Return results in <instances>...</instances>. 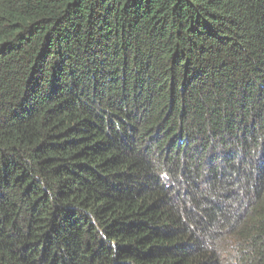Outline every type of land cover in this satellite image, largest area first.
Wrapping results in <instances>:
<instances>
[{
	"label": "trees",
	"instance_id": "1",
	"mask_svg": "<svg viewBox=\"0 0 264 264\" xmlns=\"http://www.w3.org/2000/svg\"><path fill=\"white\" fill-rule=\"evenodd\" d=\"M0 264H264V0H0Z\"/></svg>",
	"mask_w": 264,
	"mask_h": 264
}]
</instances>
